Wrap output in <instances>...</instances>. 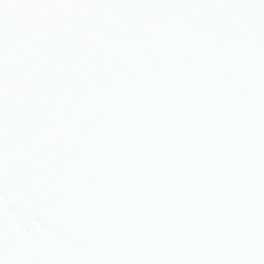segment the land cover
Returning <instances> with one entry per match:
<instances>
[{"label": "snow or ice", "instance_id": "1", "mask_svg": "<svg viewBox=\"0 0 264 264\" xmlns=\"http://www.w3.org/2000/svg\"><path fill=\"white\" fill-rule=\"evenodd\" d=\"M0 264H264V0H0Z\"/></svg>", "mask_w": 264, "mask_h": 264}]
</instances>
